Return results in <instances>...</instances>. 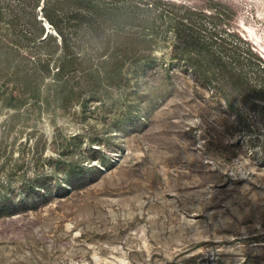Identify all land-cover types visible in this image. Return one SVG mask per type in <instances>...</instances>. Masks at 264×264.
Returning a JSON list of instances; mask_svg holds the SVG:
<instances>
[{
	"label": "rangeland",
	"instance_id": "374dc122",
	"mask_svg": "<svg viewBox=\"0 0 264 264\" xmlns=\"http://www.w3.org/2000/svg\"><path fill=\"white\" fill-rule=\"evenodd\" d=\"M169 1L194 8L191 22L207 29L210 52L192 47L187 60L238 65L246 48L264 60V0ZM228 30L245 48L211 35ZM178 83L184 90L111 155L113 168L92 172L69 198L0 217V264H264V242L254 239L264 233V118L227 82L220 104L211 86ZM60 122L65 134L82 128ZM36 123L49 149L54 128L46 115Z\"/></svg>",
	"mask_w": 264,
	"mask_h": 264
},
{
	"label": "trees",
	"instance_id": "16d2710c",
	"mask_svg": "<svg viewBox=\"0 0 264 264\" xmlns=\"http://www.w3.org/2000/svg\"><path fill=\"white\" fill-rule=\"evenodd\" d=\"M178 7L184 14L170 10ZM194 13L169 0H0V217L69 198L92 172L113 168L125 139L184 90L179 80L211 86L217 104L227 82L264 118V60L252 48L238 65L187 60L192 47L210 52ZM230 31L211 35L244 47ZM44 115L54 128L49 149L36 123ZM61 119L82 128L65 134Z\"/></svg>",
	"mask_w": 264,
	"mask_h": 264
},
{
	"label": "bare ground",
	"instance_id": "6f19581e",
	"mask_svg": "<svg viewBox=\"0 0 264 264\" xmlns=\"http://www.w3.org/2000/svg\"><path fill=\"white\" fill-rule=\"evenodd\" d=\"M263 56H264V54H263Z\"/></svg>",
	"mask_w": 264,
	"mask_h": 264
}]
</instances>
